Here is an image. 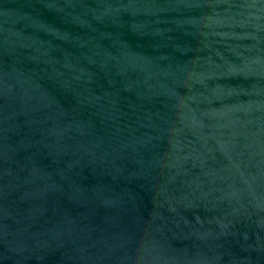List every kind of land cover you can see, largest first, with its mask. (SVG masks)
<instances>
[{"label": "water", "instance_id": "1", "mask_svg": "<svg viewBox=\"0 0 264 264\" xmlns=\"http://www.w3.org/2000/svg\"><path fill=\"white\" fill-rule=\"evenodd\" d=\"M0 264H264V0H0Z\"/></svg>", "mask_w": 264, "mask_h": 264}]
</instances>
